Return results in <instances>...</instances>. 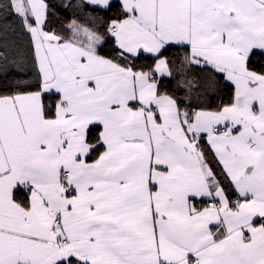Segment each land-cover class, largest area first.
Listing matches in <instances>:
<instances>
[{"label":"snow or ice","instance_id":"obj_1","mask_svg":"<svg viewBox=\"0 0 264 264\" xmlns=\"http://www.w3.org/2000/svg\"><path fill=\"white\" fill-rule=\"evenodd\" d=\"M0 264H264V0H0Z\"/></svg>","mask_w":264,"mask_h":264}]
</instances>
